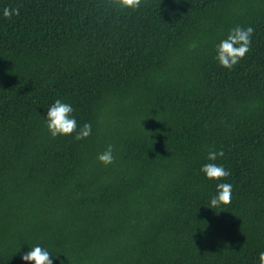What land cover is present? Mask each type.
I'll return each instance as SVG.
<instances>
[{"label":"trees","instance_id":"trees-1","mask_svg":"<svg viewBox=\"0 0 264 264\" xmlns=\"http://www.w3.org/2000/svg\"><path fill=\"white\" fill-rule=\"evenodd\" d=\"M237 26L250 50L225 69ZM57 99L87 138H51ZM209 150L222 181L200 171ZM217 183L232 201L210 209ZM37 245L52 264H258L264 0H0V264Z\"/></svg>","mask_w":264,"mask_h":264},{"label":"clouds","instance_id":"clouds-1","mask_svg":"<svg viewBox=\"0 0 264 264\" xmlns=\"http://www.w3.org/2000/svg\"><path fill=\"white\" fill-rule=\"evenodd\" d=\"M147 0H107L109 7L119 8L121 10H137L142 3ZM19 8L5 7L3 9V16L11 18L12 16L19 15ZM254 33L252 27L241 28L239 26L233 28L226 39L222 40L216 48V57L219 65L225 69H231L239 63L241 59L250 50L251 37ZM196 45L189 46L190 49L195 48ZM73 107L57 99L47 111L46 127L50 133L51 138L70 136L72 133L77 132V122L72 116ZM91 134V125L84 124L83 127L77 132L76 140L87 138ZM223 151L209 150L207 159L209 163L202 166L200 171L204 177L210 181H222L230 175V172L225 170L224 167L219 166L212 161L218 157H223ZM97 160L100 164L107 167L114 162L113 147L109 145L104 152L98 155ZM233 186L230 183H217L216 195L210 200V209H215L221 206H228L232 201ZM24 264H52V256L45 249L39 245L31 248L29 252L21 257ZM258 264H264V252L258 256Z\"/></svg>","mask_w":264,"mask_h":264}]
</instances>
